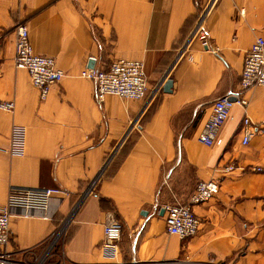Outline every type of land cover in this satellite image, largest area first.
I'll return each mask as SVG.
<instances>
[{"label":"crops","instance_id":"1","mask_svg":"<svg viewBox=\"0 0 264 264\" xmlns=\"http://www.w3.org/2000/svg\"><path fill=\"white\" fill-rule=\"evenodd\" d=\"M200 5L0 0V99L14 104L12 112L0 111V205L9 188L66 193L51 200L47 219L11 213L1 250L12 263L33 262L60 231L45 264H264V133L242 146L243 111L234 104L214 144L197 141L212 102L238 91L243 57L264 38V0H217L204 21L206 48L189 39ZM17 24L26 27L33 53L63 73L42 101L13 66ZM117 59L142 62L148 91L156 89L146 104L114 96L96 102L93 83L78 76ZM244 98L246 116L260 124L264 87ZM12 125L25 130L20 157L3 152ZM227 164L233 171L215 172ZM209 178L217 179L218 192L192 207L196 235H167L163 207L185 203ZM111 216L121 225L113 255L100 247Z\"/></svg>","mask_w":264,"mask_h":264},{"label":"built area","instance_id":"2","mask_svg":"<svg viewBox=\"0 0 264 264\" xmlns=\"http://www.w3.org/2000/svg\"><path fill=\"white\" fill-rule=\"evenodd\" d=\"M217 0H201L194 27L189 39L196 38L206 48V32L204 21L209 11L213 9ZM15 42L13 66L17 70H24L30 85L37 90L39 100H44L50 88L62 79V71L56 69L51 58L33 53L28 42V32L23 24L14 27ZM213 50V49H211ZM215 50V49H214ZM88 60L95 62L94 57ZM79 78L93 83V99L102 102L106 96H114L123 100L141 101L146 104L155 94L156 89H147L143 73V65L138 60L117 59L112 61L106 69L84 68L78 74ZM253 87H264V38L257 37L253 40L249 50L245 53L238 82V91L224 95L214 100L210 106V112L203 124L197 141L205 147H211L217 137L219 129L229 118V113L234 104L239 105L243 111L240 124V144L245 146L255 135L264 133V116L260 124L254 125L246 116L247 101L244 94ZM12 101L0 99V111L12 112ZM25 130L19 125H12L8 135V146L3 150L10 156L20 157L24 154ZM234 166L227 164L215 172L223 175L233 171ZM260 171L259 168L251 169ZM97 179V178H96ZM94 179L87 188L90 191L95 182ZM218 192V181L209 178L199 181L194 191L183 204H172L163 207V221L165 232L169 236H175L180 240L190 239L198 231L199 221L192 212V207L206 203ZM65 191L59 188L20 189L9 188L5 201L0 205V264H45L51 256V252L59 238V232L53 233L48 240L43 253L33 262L12 263L9 257L1 249L8 242V225L11 213L19 210L26 216L33 212L46 211L52 199H58L65 195ZM121 225L112 216L108 217L102 228V240L100 247L111 255L117 252V244L120 239Z\"/></svg>","mask_w":264,"mask_h":264},{"label":"water","instance_id":"3","mask_svg":"<svg viewBox=\"0 0 264 264\" xmlns=\"http://www.w3.org/2000/svg\"><path fill=\"white\" fill-rule=\"evenodd\" d=\"M170 85H171L170 81L167 80V81L164 83V85H163V91H164V92H168V91H169V88H170Z\"/></svg>","mask_w":264,"mask_h":264},{"label":"rangeland","instance_id":"4","mask_svg":"<svg viewBox=\"0 0 264 264\" xmlns=\"http://www.w3.org/2000/svg\"><path fill=\"white\" fill-rule=\"evenodd\" d=\"M58 241H59V238H58ZM56 243H57V242H56ZM56 246H57V245H55V247H54L53 249H56ZM54 252H55V251L53 250V251L51 252V254L54 255ZM52 255H51V256H52Z\"/></svg>","mask_w":264,"mask_h":264}]
</instances>
